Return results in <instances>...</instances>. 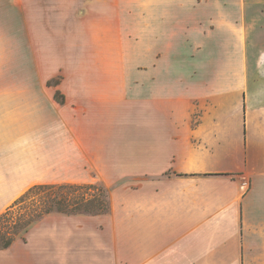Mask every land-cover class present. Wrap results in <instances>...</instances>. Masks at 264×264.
I'll use <instances>...</instances> for the list:
<instances>
[{"label":"crops","instance_id":"obj_1","mask_svg":"<svg viewBox=\"0 0 264 264\" xmlns=\"http://www.w3.org/2000/svg\"><path fill=\"white\" fill-rule=\"evenodd\" d=\"M254 5L139 7L137 44L149 47L135 89L74 84L68 114L73 132L86 125L95 141L103 135L99 161L116 177L107 182L109 209L45 216L0 249L7 264H264V88L254 77L251 84L259 16L247 11ZM18 87L0 84V209L70 159L63 118L71 95L49 99L44 83ZM128 96L135 97L132 133ZM96 98L105 106H91ZM78 154L73 148L72 159ZM57 183L69 182L46 184Z\"/></svg>","mask_w":264,"mask_h":264},{"label":"rangeland","instance_id":"obj_2","mask_svg":"<svg viewBox=\"0 0 264 264\" xmlns=\"http://www.w3.org/2000/svg\"><path fill=\"white\" fill-rule=\"evenodd\" d=\"M254 1L255 5L248 7L247 11L251 14L255 10L254 13L259 16L256 18L257 29L259 24L263 30L260 33L256 29L254 38H251L252 59L253 55H260L256 62L258 75L251 74V78L254 77L255 81L257 78L264 88V40L260 39L264 38V0ZM150 2L151 0H0V84L14 83L19 88L25 83H44L49 99L53 95L63 99L65 92L71 95L69 110L63 118L64 146L66 152L70 153V159L58 164L60 167L48 169V172L37 176L32 183L92 184L91 188L84 187L80 192L87 196L96 195L98 205L103 202L100 210L108 207L109 191L112 188L107 187V182L113 183L116 177L110 174L105 176L104 163L99 161L104 158L102 145L97 142L102 139V133L96 132L95 141L88 134L86 125H81L79 132H73L68 114L72 106L76 105L77 96L75 102L71 99L77 92L72 91V88L74 84L90 83L107 84L115 90L127 84L129 93L135 89L136 68L143 56L148 54L145 50L149 47L147 41L137 44V30L143 24L138 9L148 8ZM142 45L143 54L139 53ZM255 81L252 78L251 84L255 85ZM115 98L118 99L113 97ZM81 105L85 107L86 104L84 102ZM90 105L99 108L105 106V101L96 98ZM127 106L128 131L132 133L135 125L132 118L135 115V97L128 96ZM116 128L113 121L112 130ZM92 139L95 141L94 146L91 145ZM73 148L79 151L78 161L72 159ZM126 178L133 177H124ZM27 187H23V190ZM14 209L17 210V207ZM5 210L4 205L0 214ZM6 218L13 221L12 215L8 214L0 218V225ZM25 232L26 230H22L16 238L20 240ZM9 257L8 253L0 250V264H7Z\"/></svg>","mask_w":264,"mask_h":264},{"label":"trees","instance_id":"obj_3","mask_svg":"<svg viewBox=\"0 0 264 264\" xmlns=\"http://www.w3.org/2000/svg\"><path fill=\"white\" fill-rule=\"evenodd\" d=\"M94 186V185H93ZM92 187V184H34L19 195L15 201L0 214V218L12 215L13 221L6 218L0 225V249L8 248L22 231L27 230L35 221L54 213H102L101 204L98 205L96 195L87 196L80 190ZM17 207V210L14 208Z\"/></svg>","mask_w":264,"mask_h":264}]
</instances>
